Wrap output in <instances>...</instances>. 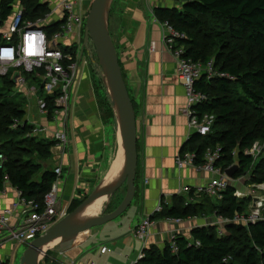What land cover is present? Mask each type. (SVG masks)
Wrapping results in <instances>:
<instances>
[{
	"label": "trees",
	"instance_id": "obj_1",
	"mask_svg": "<svg viewBox=\"0 0 264 264\" xmlns=\"http://www.w3.org/2000/svg\"><path fill=\"white\" fill-rule=\"evenodd\" d=\"M20 1L28 19L48 12V5L41 0ZM13 4L14 0H1L0 20L11 15ZM179 5L156 7L154 16L184 32L187 35L182 41L185 55L202 64L212 61L215 73L212 77L202 76L195 84L198 91L208 96L206 102L195 107L196 112L215 117L211 133L191 134L181 155L195 153L194 164L201 165L205 152L219 147L221 158L216 166L226 172L237 165L235 180L252 168L254 159L245 152L256 139L255 131H260L261 139L264 138V0H184ZM208 16L216 20L218 30L206 38L202 32ZM123 77L125 80L124 73ZM100 84L107 92L105 84L102 81ZM13 88L10 77L0 76V154L4 156L0 160V190L7 179L22 197L36 201L43 212L45 197L57 179L55 169L46 166L54 142L32 135L33 126L26 120L25 101L17 99L20 96L13 94ZM129 95L137 115L138 105L130 91ZM105 96L103 103L100 99V107L102 104L112 107L109 95ZM253 167L252 184L264 183V156ZM135 186L137 197L138 167ZM235 192L230 186L217 202L201 195L190 203L188 198L193 195L179 194L169 205L162 200L163 211L151 219L187 220L207 212L232 217L235 212H243V204ZM86 198L73 200L67 213L75 211ZM229 226L222 236L215 225L193 229L190 239L177 238V253L169 245L161 250L155 246L145 248L137 264H264V215L255 223L239 228L237 237L231 230L235 227ZM240 243L242 247L238 248Z\"/></svg>",
	"mask_w": 264,
	"mask_h": 264
},
{
	"label": "crops",
	"instance_id": "obj_2",
	"mask_svg": "<svg viewBox=\"0 0 264 264\" xmlns=\"http://www.w3.org/2000/svg\"><path fill=\"white\" fill-rule=\"evenodd\" d=\"M18 4L14 0L13 11ZM164 4L165 0H114L108 17L126 85L138 105V195L127 215L126 212L122 215V223L112 221L81 233L66 249L60 250L61 258L56 264H89L91 260L95 264H133L145 248L164 249L174 235L190 239L193 229L217 223V219L200 217L176 224L160 217L154 219L144 238L136 234L138 225L154 216L162 200L169 205L184 186L204 185L213 178L199 167L190 165L180 169L176 164L178 156H182V147L193 133L183 113L188 100L176 73V61L166 47L162 25L154 18V9ZM97 86L88 67L82 66L66 125L69 144L59 196L60 207L66 210L73 200L88 197L103 187L118 157L113 162V141L102 115L101 91ZM27 108L30 113L25 109L26 120L32 126L44 128V133L37 137L51 140L52 132L60 129V124L48 121L39 111L36 113L35 100ZM38 114L39 120L31 121ZM52 164L50 160L46 166L53 167ZM17 198L18 190L6 179L0 190V213ZM16 223L14 218L4 233L7 239L0 249L6 264H16L22 256L17 246L24 244L9 239ZM103 247L109 250L105 254L100 252Z\"/></svg>",
	"mask_w": 264,
	"mask_h": 264
},
{
	"label": "built area",
	"instance_id": "obj_3",
	"mask_svg": "<svg viewBox=\"0 0 264 264\" xmlns=\"http://www.w3.org/2000/svg\"><path fill=\"white\" fill-rule=\"evenodd\" d=\"M183 1L165 0L166 4L164 5L172 7L177 5L176 2L180 4ZM41 3L48 5V12L41 17L26 18L21 3H19L6 20H0V37L2 39V43H0V76L10 77L13 80L18 74L13 94L22 97L25 101V108L29 107L32 100H35L37 111L41 116L47 117L50 122L60 124V129L52 132L50 137L54 142L51 155L57 179L45 197L43 212L40 211L41 206L36 201L27 200L18 191L17 200L0 213V249L7 239L4 233L9 229L14 218L17 222L16 228L11 231L9 239L12 238L27 247L30 242L46 234L56 222L68 215L67 210L62 207L57 211L60 203L64 161L69 144L66 125L71 96L79 77L82 62L85 60L84 55L89 58L90 54L88 51L86 53L85 49V29L91 5L88 7L86 0H55V2L41 0ZM154 18L159 21L155 16ZM160 24L163 28L166 47L176 61V73L186 91L188 100L186 113L190 119L191 131L201 136H207L211 133L215 117L209 114L201 116L196 112L195 107L206 102L208 96L198 91L195 84L204 75L208 77L215 75L213 62L202 64L188 58L185 55V45L182 44V41L187 39V35L168 21H161ZM17 123H15V127L18 125ZM43 131L44 128L34 125L32 135H41L44 133ZM245 153L251 152L248 150ZM220 158L221 149L219 147L208 149L204 155V163L201 165L194 164V153L178 156L176 159L178 168L182 169L192 165L213 175V178L204 185L184 186L180 190V195L194 196L188 198V203L193 202L197 196L201 195L217 201L221 200L224 191L230 186H234L233 179L216 166ZM0 160H4V156L1 154ZM238 195L241 194L236 191L235 196ZM263 207L264 200L258 198L255 199V208L250 216L245 217L235 213L232 217H220L216 223L218 234L224 235V227L229 223L245 222L244 226L255 223L260 220ZM163 209L164 204L161 203L154 215L160 214ZM240 218L242 219L240 220ZM167 219L176 224H182L184 221L181 218ZM153 225L154 219L142 220L136 229V234L144 238ZM177 238L178 236L174 235L169 242L173 253L178 252ZM196 244L200 245L199 242ZM108 251L107 247H103L101 253L105 254ZM137 261L133 264H137ZM0 264H6L1 255ZM89 264H95V262L91 260Z\"/></svg>",
	"mask_w": 264,
	"mask_h": 264
},
{
	"label": "water",
	"instance_id": "obj_4",
	"mask_svg": "<svg viewBox=\"0 0 264 264\" xmlns=\"http://www.w3.org/2000/svg\"><path fill=\"white\" fill-rule=\"evenodd\" d=\"M112 1H93L86 22L85 44L90 39L95 48L101 70L105 77L104 84H106L105 86L116 110L122 146L126 158L123 173L114 185L108 188L101 187L94 191L75 211L56 222L46 234L32 241L23 253L21 264H41L42 260L40 257L46 253H44V248L47 245L55 241H59L57 246L65 244L74 240L81 233L115 221L128 210L135 198V181L139 159L137 147V117L123 77L117 50L109 32L108 17ZM17 76L18 74L13 78L14 83L16 82ZM237 169L238 166L236 165L234 168L227 170V176L233 179ZM123 186L126 187V195L113 212L84 221L77 220L79 212L86 206L101 197H109L110 200ZM60 206L59 203L57 211L60 210Z\"/></svg>",
	"mask_w": 264,
	"mask_h": 264
},
{
	"label": "rangeland",
	"instance_id": "obj_5",
	"mask_svg": "<svg viewBox=\"0 0 264 264\" xmlns=\"http://www.w3.org/2000/svg\"><path fill=\"white\" fill-rule=\"evenodd\" d=\"M15 1L18 2V3H21L20 0H15ZM93 1L94 0H88L87 1L88 7H89V5H92ZM113 2H114V0L111 3L110 9L112 7ZM175 4L180 6L178 2H176ZM110 9H109V13H110ZM205 20L207 22V25L205 26V28H204V30L202 32V35L204 37H206V38H209V36H211L213 33H215L218 30V28H217L218 24L216 23L215 19H211V16L206 17ZM159 22H161V21H159ZM109 32H110V30H109ZM110 34H111V32H110ZM85 49H86V53L88 51V52H90V54H89V58L88 57L86 58V55H84L85 60H84V62H82L81 67L82 66H84V68L88 67L92 82L94 81V84L97 83L98 84L97 87L100 88V91H101L100 92V99H103L102 100V103H103L104 99L106 98L105 95L108 94L110 99H111V97H110V94H109V92L107 90V87H106L107 92H104V90L102 88V85L100 84L101 81L103 83H105V81H104L105 77H104L103 72L101 70V65H100L99 60L97 58V54H96L95 48H94V46H93V44H92L90 39L86 43V48ZM21 98L22 97H17L18 100H20ZM25 109L27 110V112L29 114L30 112H29V109L27 108V106H26ZM186 110H187V107L183 110V113L188 117V126H189L190 119H189V116L186 113ZM101 111H102L103 118H105V124H106V126L109 127L108 129H109L112 141H113V149H114L113 162H114V160L116 159V157L118 155V152L120 150L119 148L121 146V136H120L119 124H118L117 117H116V110H115L113 105H112V107H110V106L102 104ZM36 113H37V110H36ZM40 117L41 116L38 114L37 115V119L32 117L31 121H34V120L38 121ZM189 129L191 130L190 126H189ZM255 137H256V139L252 143V147L250 149L251 153H247L248 156H252L253 159H254V163L252 165V168L247 169L245 171L246 174L244 172L238 179H235V181L233 183L235 191H239L240 194H241V195L236 196V198H237V200H239V202L241 201L240 203L243 204V212H235V213H239V215H243L245 217H248V216H250V214H252V212H253V210L255 208V199L259 198V199L264 200V183H262V184H252V177H251L252 175L251 174L253 172V168H254L253 166L258 164L260 162L261 158L264 156V138L261 139V132L260 131H255ZM254 146H255V148H254ZM254 149H255V151H254ZM50 160L52 161V156H51ZM53 168H54V166H53ZM119 168H120V165H119ZM119 168H118V172L116 173V175H114V173H112V170H111V172L108 175V177L110 175L112 176L111 180L114 181L117 178V176L119 174ZM108 177H107V179H108ZM125 193H126V187L123 186L121 189H119L110 198V200H109L110 203L107 206V209H105L102 212V214L113 212L120 205L121 201L123 200V197L125 196ZM263 208H262V210H263ZM262 210H261V214H260L261 215L260 219H262V215H264V211L262 213ZM127 212H126L125 215H127ZM123 216H120L115 221L118 220V222L122 223L123 222L122 221L123 220L122 219ZM200 217L201 218L202 217H209V218L213 219L211 221H214L216 219L218 220L222 216L217 215L216 212H207L206 215H204V216H193V217H190V218L191 219H197V218L201 219ZM222 218H225V217L223 216ZM241 219L242 218H240V220ZM231 224L232 223H229L228 225H230V226L227 227V228L231 229V228L235 227L234 228L235 230L234 229H231V230H232L234 236L237 237L238 236V232H239L238 229L239 228H243V226H244L243 224H245V222H238L237 224H234V226H231ZM208 226H211V225H208ZM215 226H217V225L215 224ZM205 227H207V226H205ZM225 233H226V226L224 227V234ZM70 242L65 243V245H59V246L55 245V246L49 248L46 251V253L44 255H42L41 264H56V262L59 261L58 258H61V256L59 255L60 250L66 249L67 245L70 244ZM237 247L241 248L242 247L241 243ZM26 249H27V247L24 246V245H18L17 246V250L19 251V255L23 256V253H24V251ZM158 249H160V248H158ZM22 256H20V258L18 259V262H16V264H21Z\"/></svg>",
	"mask_w": 264,
	"mask_h": 264
},
{
	"label": "bare ground",
	"instance_id": "obj_6",
	"mask_svg": "<svg viewBox=\"0 0 264 264\" xmlns=\"http://www.w3.org/2000/svg\"><path fill=\"white\" fill-rule=\"evenodd\" d=\"M119 149H120L119 150L120 152H119L117 160H116V162L114 164V167H113L114 169L112 170V173H114V175H116V173L118 172L119 165H120L119 174H118L117 178L114 181L111 180L112 176H111V178H108L104 182L103 188H108V187H111L112 185H114L118 181V179L120 178V176L123 173V170H124V167H125L126 158H125V152H124V149H123V146H122V141H121V146H120ZM108 203H109V197H106V198L105 197H101V198L97 199L96 201L92 202L91 204H89L88 206H86L84 209H82L79 212V214L77 216V220L78 221H84V220H88L90 218H94V217L100 216L102 214V212L106 209ZM58 243H59V241H55V242L50 243L49 245H47L44 248V253L50 247L58 245ZM29 244H28V246H29Z\"/></svg>",
	"mask_w": 264,
	"mask_h": 264
}]
</instances>
